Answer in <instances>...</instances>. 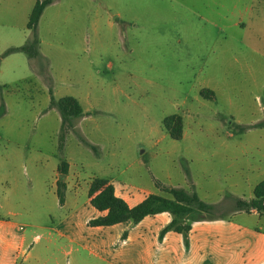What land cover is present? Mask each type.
<instances>
[{"label": "rangeland", "instance_id": "374dc122", "mask_svg": "<svg viewBox=\"0 0 264 264\" xmlns=\"http://www.w3.org/2000/svg\"><path fill=\"white\" fill-rule=\"evenodd\" d=\"M95 20L92 39L75 31ZM40 36L53 95L74 96L85 114L60 149L47 80L32 75L23 52L2 64L0 201L29 213L19 222L28 247L15 264H145L133 222L89 224L98 214L87 201L94 176L148 188L187 175L199 196L225 206L242 196L225 190L232 157L243 171L264 165V0H57ZM169 115L182 119L179 139L163 127ZM68 160L78 187L62 205L56 189L64 196L68 177L57 169Z\"/></svg>", "mask_w": 264, "mask_h": 264}, {"label": "crops", "instance_id": "0c3cea01", "mask_svg": "<svg viewBox=\"0 0 264 264\" xmlns=\"http://www.w3.org/2000/svg\"><path fill=\"white\" fill-rule=\"evenodd\" d=\"M35 2L36 0H0V52L10 47H18L26 41L29 36L28 29L27 33L21 37L17 32V27L20 25V21L26 27L28 16ZM56 2L57 0H53L44 8L37 23L39 58L28 57L32 75H35L36 78H43L44 81L47 80L49 107L51 106L50 79L45 76V67L42 73L38 70L37 65L42 63L44 57L40 52V44L42 43L40 22L47 8ZM75 31L82 34L86 39L88 38L87 35H90L92 39L98 34L99 29L95 20L90 26L76 27ZM18 52L21 51L9 53L0 58V73L2 64H10L13 61V58L7 59L8 56ZM25 77L28 76L24 75L18 79ZM1 104H3L4 112L0 115V124L4 118L9 116L7 100L0 97ZM232 158H235L236 161H230L228 165L230 170L225 171L223 175L225 190L228 193L242 196L231 199V204L225 206L221 205L219 200L208 201L199 196L195 190L196 183L192 179H188L187 175H185L183 182L176 184L155 182L148 188L135 186L110 177L94 176V178L106 179L108 183L113 185L115 194L123 198L129 206L139 203L148 194L163 195V189L176 188L187 193H196L203 202L213 207L210 212H201L196 209L192 211L198 215L188 216L184 219V224L189 225V229L185 232H178L168 227L172 215L167 211L147 215L137 223L133 222L139 227V232L131 238L137 239L136 242L139 243L145 254V264H150V262L152 264H264V213H260L256 209L246 210L236 207L238 199L248 201L253 197L254 186L264 179V165L249 166L243 171L242 162H237L236 156ZM67 163L68 169L71 171L72 163L69 160ZM64 176L68 177V183H66L64 190L63 201L60 202L62 205L67 201V192L73 193L72 196H74L78 187L76 173L75 175L71 174V176L64 174ZM72 178L73 180H71ZM89 182L87 183V192L91 184ZM215 191L220 193L218 190ZM244 193L252 194V196L245 197ZM89 199L90 197L87 196L88 202ZM20 206L21 208L27 207L26 210L29 209V206ZM97 211V216L105 213L104 211ZM28 214L26 211L24 215L18 205L13 204L11 200L0 201V264H15L18 254L23 253L28 247L26 234L19 231L21 228L20 219H27ZM127 222L128 225L132 224L131 221ZM25 223L27 225V222ZM28 252L29 250L26 251V253Z\"/></svg>", "mask_w": 264, "mask_h": 264}, {"label": "trees", "instance_id": "16d2710c", "mask_svg": "<svg viewBox=\"0 0 264 264\" xmlns=\"http://www.w3.org/2000/svg\"><path fill=\"white\" fill-rule=\"evenodd\" d=\"M53 0H36L29 16L26 27L29 30V36L26 41L18 47H10L6 49L2 56L21 51L29 58H39V38L36 27L38 20L44 8ZM38 70L44 72L45 64L39 63ZM200 94L206 98H212L213 92L208 89H202ZM50 104L55 107L61 117V129L59 135V148L61 149L64 141V134L67 128L72 127L73 120L83 115V108L77 98L71 95L55 98L50 91ZM4 112L3 104L0 105V115ZM163 127L168 131L174 139L182 137L183 123L178 115H169L163 120ZM59 172L65 174L67 172V162L59 163ZM170 196L159 194H148L139 203L129 206L128 203L114 192V187L104 178L96 177L92 180L88 189L90 204L99 211H104L102 215L92 218L89 221L91 226H110L117 223L131 221L137 223L147 215L156 214L167 211L172 215V220L168 227L178 232H185L189 229V225L177 223L179 217L185 216L192 211L199 210L201 212H210L212 206L203 202L196 193H187L182 189H167ZM59 202L63 201V192L57 191ZM236 207L246 210L256 209L260 213H264V179L259 181L253 188V197L244 201L238 199Z\"/></svg>", "mask_w": 264, "mask_h": 264}]
</instances>
